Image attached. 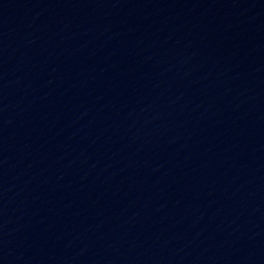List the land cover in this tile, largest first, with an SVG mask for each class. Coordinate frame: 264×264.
Here are the masks:
<instances>
[{
	"label": "water",
	"instance_id": "95a60500",
	"mask_svg": "<svg viewBox=\"0 0 264 264\" xmlns=\"http://www.w3.org/2000/svg\"><path fill=\"white\" fill-rule=\"evenodd\" d=\"M0 264H264V66L188 0H0Z\"/></svg>",
	"mask_w": 264,
	"mask_h": 264
}]
</instances>
